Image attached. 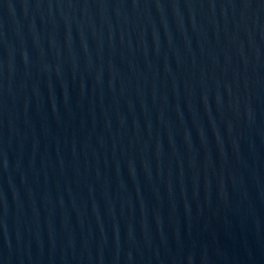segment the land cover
Masks as SVG:
<instances>
[{"label": "water", "instance_id": "obj_1", "mask_svg": "<svg viewBox=\"0 0 264 264\" xmlns=\"http://www.w3.org/2000/svg\"><path fill=\"white\" fill-rule=\"evenodd\" d=\"M0 264H264V0H0Z\"/></svg>", "mask_w": 264, "mask_h": 264}]
</instances>
